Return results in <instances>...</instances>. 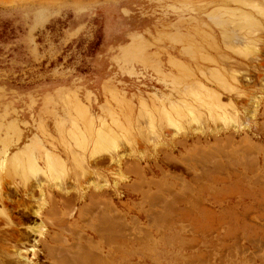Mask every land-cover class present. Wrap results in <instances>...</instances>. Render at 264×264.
<instances>
[{
  "label": "rangeland",
  "instance_id": "obj_1",
  "mask_svg": "<svg viewBox=\"0 0 264 264\" xmlns=\"http://www.w3.org/2000/svg\"><path fill=\"white\" fill-rule=\"evenodd\" d=\"M263 199L264 0H0V264H264Z\"/></svg>",
  "mask_w": 264,
  "mask_h": 264
},
{
  "label": "bare ground",
  "instance_id": "obj_2",
  "mask_svg": "<svg viewBox=\"0 0 264 264\" xmlns=\"http://www.w3.org/2000/svg\"><path fill=\"white\" fill-rule=\"evenodd\" d=\"M227 11H228V10H227ZM230 15H231V14H230ZM216 16H217L218 18L215 17V15H214V17H213V15H212V17L214 18L213 20L216 19V22H215V23L220 22V23L218 24V25L221 26V28H222L220 31H221V32H222V31H226V32H224V33H221L222 36H224V35H226V34L228 35V36L226 35V37H230V36H232L234 33H233V34H231V33H230V34L227 33L228 30H229V32H231L230 29L232 30V28L227 29L228 27H230V25H229V24H226V23H230L231 21L228 20V18L224 19V17H223L222 15H216ZM221 16H222V17H221ZM235 19H237L238 21L241 20V21L239 22V25H241L242 28H254V27H258V26H259V22L257 23L255 20H253V19L250 18V17H248L247 19H243V17H242V19H241L240 17H238V18L235 17ZM226 25H227V26H226ZM222 26H223V27H222ZM225 26H226L227 28H226ZM262 26H263V25H262ZM223 28H224L225 30H223ZM226 29H227V30H226ZM236 29H237V28H236ZM233 30H234V28H233ZM233 30H232V31H233ZM234 31H236V30H234ZM247 33H248V32H247ZM235 34H236V33H235ZM229 35H230V36H229ZM241 35H242V33H241ZM226 37L224 36L223 38L226 40V39H227ZM233 37H234V36H233ZM224 39H223V40H224ZM244 39H245V38H244ZM230 41H231V39H230ZM230 41H229V42H230ZM227 42H228V41H227ZM227 42H226V43H227ZM242 42H243V41H242ZM223 43H224V42H223ZM227 44H228V43H227ZM229 44H230V43H229ZM236 44H237V43H236ZM238 54H239V53H238ZM190 57H191V55H190ZM201 59H202V58H201ZM218 79H219V78H218ZM224 85H226V84H224ZM225 87H226V86H225ZM194 91H195V90H194ZM212 103H213V102L211 101L210 104H212ZM212 105H213V104H212ZM219 112H220V111H219ZM104 138H105V137H104ZM98 140H99V139H97V141H98ZM106 140H107V138H105V139L102 138V139L97 143L98 145L94 147V150H92V151H94V154H95V155H96V153H99V152L101 153L103 149L107 148V147H105V145H104V144L107 142ZM103 145H104L105 148H102ZM252 147H253V146H252ZM217 151H218V150H217ZM91 154H92V153H91ZM214 154H215V153H214ZM256 155H257V154H256ZM91 157H93V156H91ZM188 157H189V156H188ZM193 157H194V156H193ZM216 157H217V156H216ZM203 158H204V157H203ZM184 159H185V158H184ZM211 159H212V158H211ZM256 159H257V158H256ZM207 160H208V159H207ZM236 160H237V159H236ZM195 162H196V161H195ZM199 162H200V161H199ZM206 163H207V162H206ZM209 164H210V163H209ZM262 165H263V164H262ZM23 168H24V167H23ZM205 170H206V169H205ZM224 171H225V170H224ZM139 172H140V171H139ZM218 172H219V171H218ZM205 173H206V172H205ZM87 174H88V173H87ZM142 175H143V174H142ZM207 175H208V174H207ZM196 176H197V175H196ZM211 177H212V176H211ZM141 178H142V177H141ZM149 179H150V178H149ZM139 180H140V179H139ZM144 182H145V181H144ZM185 183H186V182H185ZM28 184H29V182H28ZM165 185H166V184H165ZM186 185H187V183H186ZM209 185H210V184H209ZM141 186H142V185H141ZM167 186H168V185H167ZM189 186H190V185H189ZM254 186H255V185H254ZM95 187H96V186H95ZM102 187H104V186L102 185ZM102 187H101V188H102ZM206 187H207V186H206ZM170 188H171V187H170ZM96 189H97V188H96ZM207 189H208V188H207ZM141 192H142V191H141ZM149 192H150V191H149ZM211 192H213V191H211ZM90 193H91V192H90ZM191 194H192V193H191ZM145 195H146V194H145ZM147 196H148V195H147ZM157 196H158V195H157ZM216 197H217V196H216ZM145 198H147V197H145ZM150 198H151V197H150ZM92 199H94V198H92ZM99 199H100V198H99ZM101 200H104V199H101ZM106 200H107V199H106ZM108 200H109V199H108ZM263 200H264V199H263ZM109 201H110V200H109ZM109 201H108V203H109L108 205H110V202H109ZM95 202H96V201H95ZM98 202H99V201H97L96 204H97ZM104 202H105V201H104ZM262 203H263V202H262ZM94 204H95V203H94ZM96 204H95L94 206H96ZM105 204H106V203H105ZM105 204H103L104 206H103L102 208L105 207L106 212H105L104 209H103V211H104L105 214L102 212V214H104V215L101 216L102 219H101V217L98 218V219H101V220H99V222L102 221L101 224H100L101 227H102V229L99 228V229H101L102 231L100 230L101 233H99V230L94 229V233H95V234L97 233V234L99 235V237H101V238L103 239V241H101V243H100L99 245L96 246V247H99V253H101V252L103 253V246H104V244H102V243L104 242V240H105V241L108 240L107 243H109L110 240H113V238H114L113 236H114V235H117V234H114L115 232H117L118 235H119V238H117L116 236H115V237H116L117 239L120 240L121 245L126 244V243L124 242V240H125V238H126V237H125L126 234H125V232H124V230H126V229H124V226H125L124 224H125V222H123L124 219L122 220V218H124V217H121V215H120V216L118 215V216L121 218L122 222L119 220L120 222L117 221L118 223H117V222L115 223V222H114V221H115V219H114L115 217H113V215L110 214V212H112V211H110L109 213H107L110 209L112 210L111 207H112L113 205H112V206H109V207H110V208H109V207L107 206V204H106V205H105ZM111 204H112V203H111ZM89 205H90V204H89ZM97 205H99V203H98ZM101 205H102V204H100L99 207H101ZM90 206H92V205H90ZM54 207H55V206H54ZM64 207H65V206H64ZM92 207H93V206H92ZM166 207H168V206H166ZM96 208H98V207H96ZM102 208H101V210H102ZM52 209H53V208H52ZM59 209H60V208H59ZM89 209H90V208H89ZM113 209H114V208H113ZM60 210H61V209H60ZM82 210H83V208H82ZM82 210H80V211H82ZM90 211H92V210H90ZM52 212H53V211H52ZM83 212H84V211H83ZM86 212H87V211H86ZM58 213H59V212H58ZM60 213H61V212H60ZM62 213H63V212H62ZM62 213H61V215H62ZM81 213H82V212H81ZM92 213H93V212H92ZM113 213H114V212H113ZM117 213H118V212H117ZM93 214H94V213H93ZM96 214H97V212H96ZM153 214H154V213H153ZM50 215H52V214H50ZM59 215H60V214H59ZM82 215H83V214H82ZM89 215H90V214H89ZM114 215H116V214H114ZM151 215H152V214H151ZM83 216H84V215H83ZM83 216H82L81 219H83ZM85 216H86V215H85ZM93 216L95 217V215H93ZM93 216H92V217H93ZM56 217H57V216H56ZM146 217H147V216H146ZM54 218H55V217H54ZM57 218H58V217H57ZM61 218H62V217H61ZM95 218H97V216H96ZM117 218H118V217H116V219H117ZM120 218H119V219H120ZM162 218H163V217H162ZM52 219H53V218H52ZM84 219H85V218H84ZM98 219H96V221H97ZM113 219H114V221H113ZM217 219H218V218H217ZM44 220H45V219H44ZM53 220H54V219H53ZM87 220H88V219H87ZM87 220H86V221H87ZM91 221H92V220H91ZM55 222H56V221H55ZM93 222H94V221H93ZM99 222H98V223H99ZM85 223H86V222H85ZM52 224H53V223H52ZM56 224H57V223H56ZM73 224H74V223H73ZM87 224H88V223H87ZM54 225H55V224H54ZM59 225H60V223H59ZM96 225H98L97 227L100 226V225L97 224V223H96ZM96 225H93V226L95 227ZM62 226H63V225H62ZM64 226H65V225H64ZM70 226H73V225H70ZM89 226H91V225H89ZM89 226H88V227H89ZM82 227H83V226H82ZM57 228H59L58 225H57ZM62 228H63V227H62ZM66 228H67V227H66ZM71 228H72V227H71ZM91 228H92V227H91ZM95 228H96V227H95ZM60 229H61V228H60ZM192 229H193V228H192ZM70 230H71V229H70ZM73 230H74V229H73ZM53 231H54V230H53ZM60 231H61V230H60ZM65 231H66V229H65ZM63 232H64V229H63ZM70 232H71V231H70ZM74 232H75V231H73V233H74ZM79 232H80V231H79ZM81 232H82V231H81ZM67 233H69V232H67ZM71 233H72V232H71ZM126 233H127V232H126ZM58 234H59V233H58ZM71 235H72V234H71ZM76 235H77V234H76ZM78 235H79V234H78ZM93 236H94V234H93ZM73 237H74V236H73ZM75 237H76V236H75ZM80 237H81V236H80ZM99 237H98V238H99ZM112 237H113V238H112ZM53 238H54V237H53ZM111 238H112V239H111ZM61 239H62V238H61ZM61 239H59V240H61ZM63 239H64V238H63ZM63 239H62L61 242H63ZM91 239L94 240L93 238H91ZM91 239H89V240L91 241ZM99 239H100V238H99ZM55 240H56V239H55ZM66 240H67V239H66ZM89 240H88V241H89ZM73 241H74V240H73ZM73 241H72V242H73ZM84 241H85V240H84ZM90 241H89V242H90ZM94 241H95V244H96L97 240H94ZM125 241H126V240H125ZM56 242H57V241H56ZM65 242H66V241H65ZM70 242H71V241H70ZM74 242H75V241H74ZM85 242H86V244H87V241H85ZM112 242H113V241H112ZM116 242H117V240H116ZM123 242H124V243H123ZM66 243H69V242H66ZM80 243H81V242H80ZM80 243H79V245H80ZM104 243L106 244V242H104ZM114 243H115V242H114ZM48 244H52V243H48ZM75 244H77V243H74V245H75ZM83 244H84V243H83ZM90 244H91V242H90ZM95 244H94V245H95ZM97 244H98V242H97ZM109 244H111V242H110ZM109 244H108V245H109ZM119 244H120V243H119ZM54 245H56V244H54ZM67 245H68V244H67ZM70 245H71V244H70ZM70 245H69L68 247H70ZM77 245H78V244H77ZM87 245H88V244H87ZM94 245H90L89 248H91L92 246H93L92 248H95ZM113 245H114V244H113ZM127 245H128V244H127ZM50 246H51V245H50ZM56 246H57V245H56ZM58 246H60V245H58ZM114 246H116V244H115ZM114 246H113V247H114ZM48 247H49V246H48ZM60 247H62V246H60ZM60 247H59V250H60ZM64 247H65V245H63V248H64ZM77 247H78V246H77ZM82 247H83V246H82ZM117 247H118V246H117ZM55 248H57V247H55ZM55 248H54V249H55ZM73 248H75V247H73ZM80 248H81V247H80ZM80 248H79V249H80ZM83 248H84V247H83ZM83 248H82V249H83ZM92 248H91V249H88V247H87L88 250L85 249L86 251H88V253L86 252V255L83 254V255H84V256H82L83 259H82V258L79 259V260L82 259V260L84 261V262H83V261L81 260V262H83V263H85V264H95L96 262L99 261V259H98V257H97L98 255L95 256V253H94L96 250L94 249V250H95V251H94ZM120 248H121V247H120ZM120 248H119V249H120ZM54 249L52 248L51 250L54 251ZM70 249H71V247H70L68 250L70 251ZM75 249H76V248H75ZM123 249H124V248H123ZM48 250H49V249H48ZM51 250H50V253H51ZM59 250H58V251H59ZM68 250H67V251H68ZM62 251H63V250H62V248H61V252L59 251L60 254H59L57 251H56V253H58L59 255H61V254H62ZM72 251H74V253H71V254H70V252H69L68 254H65V252H64V254L61 255V256L57 255L60 259H58V257H57L58 260H55V259H54V260H55L54 262H55L56 264H59L58 261H59V262L61 261V263L65 261V264H66V263H69L70 261L72 262V260H74V259H75L76 262H77V259L79 258V257H78V254L80 255V253H78L77 256H76V255H73V254H76V253H75V250L72 249ZM78 251H79V250H78ZM78 251H77V252H78ZM97 251H98V250H97ZM97 251H96V252H97ZM54 252H55V251H54ZM108 252H109V251H108ZM108 252L106 251V252H104V253L107 254ZM16 253H17V252H16ZM104 253H103V254H104ZM8 254H9V253H7V255H8ZM52 254H53V258H54V257L56 256V255L54 256V253H51V254H49V255L51 256ZM4 255L7 256L6 254H4ZM4 255H3V256H4ZM15 255H16V254H15ZM17 255H19V256H18L19 258H18V257H16V258H18L20 261H23V260L26 261V262L24 261V264H30V262H29V260H28V258H27L26 256H22L21 253H19V254H17ZM17 255H16V256H17ZM101 255H102V254H101ZM108 255H109V254H107L106 256H108ZM5 256H4V257H5ZM9 256H10V254H9ZM80 257H81V255H80ZM84 257H86V258L84 259ZM103 257H104V256H103ZM103 257H102V258H103ZM109 257H110V256H109ZM111 257H112V256H111ZM10 258H12V257L10 256ZM55 258H56V257H55ZM199 258H200V257H199ZM49 259H50V258H49ZM68 259H70V260H68ZM13 260H14V259H13ZM13 260H11V261H13ZM15 260H16V259H15ZM97 260H98V261H97ZM101 260H102V259H101ZM51 261H53V259H52ZM66 261H68V262H66ZM15 262H17V261H15ZM76 262H75V263H76ZM100 262H102V261H100ZM100 262H99V263H100ZM104 262H106V260H105ZM77 263L79 264V262H77ZM77 263H76V264H77ZM102 263H103V262H102ZM63 264H64V263H63ZM80 264H81V263H80ZM97 264H98V263H97ZM100 264H101V263H100ZM103 264H104V263H103ZM106 264H107V263H106Z\"/></svg>",
  "mask_w": 264,
  "mask_h": 264
}]
</instances>
